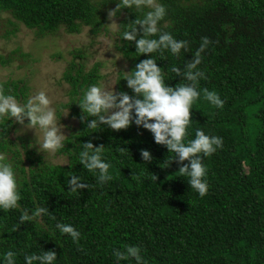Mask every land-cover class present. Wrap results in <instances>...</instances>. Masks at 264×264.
<instances>
[{"label":"trees","instance_id":"obj_1","mask_svg":"<svg viewBox=\"0 0 264 264\" xmlns=\"http://www.w3.org/2000/svg\"><path fill=\"white\" fill-rule=\"evenodd\" d=\"M118 2L0 0V14L9 13L39 35L61 28L78 34L84 26L97 34L106 31L105 9H116ZM157 2L167 12L158 27L188 41V50L182 49L178 56L167 50L148 54L156 57L169 86L190 83L171 68L183 72L201 38L210 40L198 65L205 74L198 91H215L224 104L216 108L201 92L190 109L188 129V139L194 138L197 128L223 138L216 152L207 157L201 154L207 168V194L201 197L189 187L175 159L162 166L174 154L155 143L142 126L131 123L112 130L102 124L95 131L85 130L94 117L81 122L77 101L81 89L100 78L98 64L85 72L83 63L71 62L63 73L68 100L59 105L77 121L65 148L57 152L66 157V164H51L29 150L22 138L12 139L13 120L0 124L4 135L0 152L9 157L21 193L18 209L0 210V257L11 250L17 253L16 264H24L25 254L52 250L57 254L54 264H117L114 249L137 245L147 264H264V0ZM148 10L122 8L115 17L122 16L119 24H127ZM117 35L116 50L130 71L147 56H139L134 42L119 37L120 26ZM123 75L117 74L115 90L134 95ZM0 86L21 102L30 93L20 80ZM89 141L105 147L104 156L112 165V179L104 184L77 159L82 143ZM141 149L151 153L150 162L143 161ZM66 173L80 176L87 187L69 191L66 181L71 177ZM36 207L49 212L20 222L22 211L31 214ZM58 222L74 226L81 233L78 242L62 235L55 227ZM119 264H135V260Z\"/></svg>","mask_w":264,"mask_h":264},{"label":"clouds","instance_id":"obj_2","mask_svg":"<svg viewBox=\"0 0 264 264\" xmlns=\"http://www.w3.org/2000/svg\"><path fill=\"white\" fill-rule=\"evenodd\" d=\"M122 8L149 9L142 17L136 16L130 23L119 24V37L129 43L134 42L135 51L139 56H147L132 70L124 72L123 79L134 95L116 91L112 86L106 87L101 83L89 84L81 89L82 95L77 101L82 110L80 120L83 122L86 117H94L87 121L85 130L95 131L102 124L112 130H120L127 128L131 123L149 130L155 143L166 146L168 152L174 154V157L165 160L162 166H168L169 161L175 159L180 165L178 172L181 176L188 177L189 187L203 197L207 194L208 183L207 168L202 163L201 154L207 157L216 152L222 147L223 138L206 134L197 128L194 138L188 139V129L192 121L190 109L201 92L203 98L216 108H222L224 104L217 92L208 89L198 91L199 80L205 78L198 65L201 63V53L208 47L210 40L206 36L201 38L199 48L184 65L183 72L179 67L171 68L177 76L183 75L190 83L169 86L156 57L148 54L167 50L173 56H178L182 49L188 50V41L178 40L171 32L162 31L158 27L167 12L165 6L157 0H119L116 9L109 12V17L116 16ZM51 104V99L43 90L21 102L0 86V124L11 119L24 128L38 130L40 135L36 139L37 151L55 154L65 148L68 136L61 130L64 127L58 123L61 116ZM0 137L4 135L0 134ZM104 151L103 145L94 146L89 141L82 143L81 150L76 154L79 163L93 173L100 184L112 179L109 173L112 165L105 158ZM140 155L145 162L152 160V155L147 149H141ZM185 161L187 162L184 163ZM66 176L71 177L66 181L69 191L75 192L87 187L80 176L71 173H66ZM20 199L21 193L14 167L6 154L0 152V210L18 209ZM48 212L46 207H36L31 214L24 210L19 220L32 221L42 213ZM55 227L62 235L68 234L73 242H78L81 237V233L70 224L58 222ZM113 255L117 264L129 258L134 259L135 264H147L141 255L140 246L137 245H124L123 250L114 249ZM16 256V252L9 250L0 257V264H16ZM23 259L24 264H54L57 254L48 250L39 254H25Z\"/></svg>","mask_w":264,"mask_h":264},{"label":"rangeland","instance_id":"obj_3","mask_svg":"<svg viewBox=\"0 0 264 264\" xmlns=\"http://www.w3.org/2000/svg\"><path fill=\"white\" fill-rule=\"evenodd\" d=\"M110 11V8L105 9L106 31L97 34H92L90 28L84 26L78 34L66 33L61 28L54 33L39 35L37 31L18 23L9 13L0 14V83L20 80L29 87L28 96L43 90L52 101L51 107L57 111L62 109L59 105L68 100L69 85L63 79V73L71 62L83 63L85 72L98 64L100 78L97 83L115 89L117 74L126 72L129 63L116 50L122 16L110 18ZM75 52L81 53L82 57L75 56ZM59 111L61 118L58 123L64 125L61 130L68 135L77 121L69 116L66 109ZM39 135L38 130L16 123L10 137L14 140L22 138L29 150L51 164H66L63 155L37 151L36 139Z\"/></svg>","mask_w":264,"mask_h":264}]
</instances>
